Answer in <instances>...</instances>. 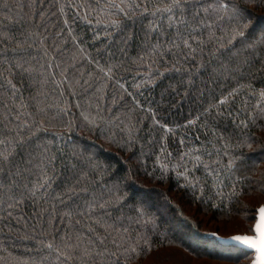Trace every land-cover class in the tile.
Wrapping results in <instances>:
<instances>
[{"label":"trees","instance_id":"16d2710c","mask_svg":"<svg viewBox=\"0 0 264 264\" xmlns=\"http://www.w3.org/2000/svg\"><path fill=\"white\" fill-rule=\"evenodd\" d=\"M224 2L203 58L184 64L153 50L167 28L151 31L153 12L169 0H0V132L27 121L22 134L46 147L51 178L17 193L19 204L0 190V264L254 257L223 240L253 235L264 206V0ZM233 5L240 15L229 20ZM92 202L103 207L89 211Z\"/></svg>","mask_w":264,"mask_h":264},{"label":"snow or ice","instance_id":"6c2138e0","mask_svg":"<svg viewBox=\"0 0 264 264\" xmlns=\"http://www.w3.org/2000/svg\"><path fill=\"white\" fill-rule=\"evenodd\" d=\"M109 7L118 9L125 17L128 16V12L119 4L112 3ZM129 7L139 9L141 5L140 3H133ZM229 7V3L224 2V0H169L168 6L156 7L153 16L157 17L160 23H152L151 31L155 33L160 30L161 24L165 20L167 21V28L164 29L163 43H159L153 50L157 52L161 60L171 56L177 63L194 64L197 56L203 58L205 47L215 37L214 26H218L217 21L221 23L224 21L222 13L226 12ZM148 11V5L145 3L142 12L147 14ZM213 15L215 19H213ZM239 15L240 12L233 5L229 20H233ZM111 26L118 27L119 21L112 20ZM246 26L244 25V27ZM205 31L208 32L207 40L203 35ZM234 31L237 36L243 37L245 35L244 31L240 30L239 25ZM208 56L211 60L215 53L209 51ZM221 67L223 72L229 75H234L242 70V66ZM113 68L114 66L109 65L106 71L103 67L100 68V71L105 76H110ZM177 70L179 69L177 68ZM185 75L190 78L192 73L188 70ZM189 83H192L191 79H189ZM259 96L264 99V90L259 92ZM229 98H235L233 93H229ZM226 102L227 98L225 97L216 99L215 104H209L204 109V114L212 115L214 108L222 106ZM261 112H264V109H261ZM222 114V112H217L216 118H219ZM249 118L254 120L255 116ZM241 123L245 122L242 121ZM28 127H30L29 123L27 121L19 123V116H17V124L14 129L6 127L3 132H0V136H3V139L0 140V145L3 146V150L0 151V190H6L5 195L11 193L8 199L13 200L15 204L20 203V200L16 198L17 193H19L21 199H24L26 194L30 193L33 188L38 187L40 190H46L47 185L51 182V178L45 176L50 162L48 151L42 143L29 147L35 133L30 132L26 139L22 131ZM163 127L167 128L168 126L164 125ZM209 155L211 154L209 153ZM199 159L197 157V160ZM52 161L54 162V158H52ZM34 176H44L45 183L40 184L37 180L33 184L32 178ZM11 206L9 205V207ZM97 206L103 207V205H97L95 202L88 203L87 210L90 211ZM260 211L264 214V208H261ZM249 231H253V229H249ZM254 231L255 235L236 234L231 236L230 239L246 250L244 252L245 256L249 250L254 252L251 264H264V216H262L261 222L256 224ZM211 235L215 236L217 233L213 232ZM47 247L52 248L53 245L49 243ZM193 251L197 256L203 255L200 252ZM132 252L135 253L136 249L133 248Z\"/></svg>","mask_w":264,"mask_h":264},{"label":"rangeland","instance_id":"374dc122","mask_svg":"<svg viewBox=\"0 0 264 264\" xmlns=\"http://www.w3.org/2000/svg\"><path fill=\"white\" fill-rule=\"evenodd\" d=\"M223 256L226 260L220 264H251L252 260V258L245 259L246 257H244V259H242L241 257H238L239 259L237 257L231 258L229 254H225Z\"/></svg>","mask_w":264,"mask_h":264},{"label":"water","instance_id":"95a60500","mask_svg":"<svg viewBox=\"0 0 264 264\" xmlns=\"http://www.w3.org/2000/svg\"><path fill=\"white\" fill-rule=\"evenodd\" d=\"M261 208H264V206H262ZM261 208L258 209L255 226H256L257 223H260V222H261V220H262V216H264V214H262L261 211H260ZM255 226H254V228H255ZM253 235H255V231H254V234H253ZM223 241H224L225 243H227V244H232V245H236V246H238V245H237L235 242H233L230 238H228V239H226V240H223ZM238 247H240V246H238ZM240 248H241V247H240ZM249 252L254 253L253 251H250V250H249Z\"/></svg>","mask_w":264,"mask_h":264}]
</instances>
